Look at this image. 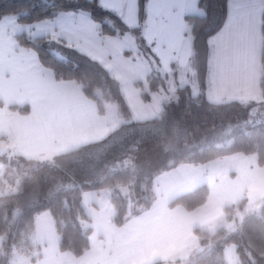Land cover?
Wrapping results in <instances>:
<instances>
[{"label":"trees","instance_id":"trees-1","mask_svg":"<svg viewBox=\"0 0 264 264\" xmlns=\"http://www.w3.org/2000/svg\"><path fill=\"white\" fill-rule=\"evenodd\" d=\"M34 2L0 0V13L32 6ZM208 2L212 9L211 24H196L202 88L206 78L205 37L210 27L213 30L218 28L226 17L225 0ZM79 4L83 5L84 0H79ZM17 42L34 50L41 64L53 71L57 80L74 81L80 85L84 94L94 100L100 113L106 104L114 103L122 118H130L131 111L120 82L98 61L81 54V51L50 44L44 39L33 43L26 36H20ZM261 63L264 70L262 47ZM159 83L161 81H150L148 90L143 93L147 99ZM261 90L264 92V74ZM179 95V102L166 103L158 119L125 123L101 142L82 146L47 161L15 156L9 167L5 160L7 171L15 168L14 175L9 176L5 172L7 185L20 178L21 190L0 196V236L3 237L0 251L9 257L31 254L34 247L29 237L34 232L36 216L41 210L50 209L59 235V249L75 257L82 256L90 248L92 233L90 226L84 227L90 221L82 201L86 191L112 190L116 211L114 221L120 226L151 207L156 199V176L180 164H204L242 153L255 155L258 164L264 167V118H250L249 109L238 101L212 103L204 95L197 104L190 101L187 91ZM13 108L23 114L29 111L28 106ZM128 158H131V163L125 165L123 161ZM25 172L28 174L24 175ZM70 176L74 177L78 187L67 194L49 198V190L57 182H68ZM125 189L128 194H123ZM208 195L209 189L204 185L178 197L172 204L193 210L205 204ZM245 206L243 201L235 208H228V217L237 211L243 212ZM200 233L201 244L207 249L192 255L187 263L177 261V264H225L223 252L229 243L236 244L240 264H264V258L259 255L260 250H264V213L245 215L241 222L236 223L235 231L222 228L212 236ZM32 260L35 261L34 258ZM0 264H3L2 259ZM154 264L166 263L158 261Z\"/></svg>","mask_w":264,"mask_h":264},{"label":"crops","instance_id":"crops-1","mask_svg":"<svg viewBox=\"0 0 264 264\" xmlns=\"http://www.w3.org/2000/svg\"><path fill=\"white\" fill-rule=\"evenodd\" d=\"M79 47L92 53L90 57H95L93 59L120 82L131 115L135 113L138 117L135 122L158 119L150 117L149 106L154 103L152 95L147 99L143 94L148 86L140 81L135 72L125 71L120 66L121 62L108 59L109 55L118 52L116 42L101 40L98 44L84 43ZM37 55L34 50L20 46L9 29L0 30V136L4 143L16 146L9 151H16V156L24 157L22 149L44 150L53 159L82 146L101 142L123 125L113 128L112 122L104 119L107 107L100 113L94 100L84 94L80 85L74 81L57 80L53 71L36 59ZM263 74L260 36L247 27H241L228 41L221 58L216 94L224 101L221 103H227L230 102L229 97L262 92ZM33 101L43 104L49 114L26 126L23 118L31 113ZM24 106L29 108L26 114L13 108ZM108 106L115 109L116 118H122L114 103ZM62 146L67 147L57 150ZM253 156L256 158L254 164L248 159ZM154 184L156 199L146 211H151L155 205H163L166 209L154 225L147 228L131 225L136 218L132 217L119 226L114 221L116 211L112 190L86 191L82 201L90 217L88 226L95 234V242L88 251L80 257L61 252L53 216L38 214L31 240L34 238V245L40 246L41 256L36 262L31 257L20 264L169 263L171 259L166 257L184 244L191 243V236L198 235L200 248L203 249L199 252H204L199 232L212 236L219 229H227L213 220L218 212L223 213L228 223L236 226L241 222L243 219L236 218V213L229 218L227 209L235 208L243 201L247 205L249 194L264 192V167L258 164L255 155L236 153L204 164H180L156 176ZM204 185L208 187L209 195L202 206L186 210L181 204H172L178 197ZM5 187L0 179V191ZM123 194H128V191ZM129 204L132 205V202ZM176 212L175 216L168 215ZM214 223L216 228L213 231Z\"/></svg>","mask_w":264,"mask_h":264},{"label":"snow or ice","instance_id":"snow-or-ice-1","mask_svg":"<svg viewBox=\"0 0 264 264\" xmlns=\"http://www.w3.org/2000/svg\"><path fill=\"white\" fill-rule=\"evenodd\" d=\"M225 8L223 23L214 30L210 27L205 37L206 78L203 88L196 48V24H211L212 9L208 0H84L83 5L79 4V0H71V3L68 0H35L32 6L0 13V30L9 29L17 40L20 36H26L33 43L37 39H44L50 44H61L89 56L92 53L83 51L79 47L81 44H98L101 40L116 42L118 52L109 55V60L115 59L121 62L120 66L125 71L135 72L145 86H150L151 80L161 81L152 93L154 103L149 106L150 117L159 118L164 112V104L179 102V93L182 91H187L190 101L197 104L204 95L212 103L224 102L215 90L221 71V58L228 41L241 27L259 34L264 50V0H225ZM36 59H39L38 55ZM228 99H236L248 108L250 118H264V92H250ZM48 114L43 104L33 101L31 113L23 119L27 126L33 120L46 118ZM104 119L111 121L113 128L129 122L116 119V111L111 106L109 115ZM132 119H138L135 113ZM15 147L12 143H4L0 136V158L7 154L9 167L17 155L16 151L9 149ZM21 151L28 160L51 159V154L44 150L25 148ZM248 159L253 164L256 161L254 156ZM123 163L130 164L131 158L125 159ZM12 173L15 174V168ZM77 187L74 177L70 176L68 182H57L49 190L48 197L67 194ZM20 190L21 179L16 178L0 191V196L15 194ZM162 211H166L163 205H155L151 211L134 218L131 225L150 227L161 219ZM258 212L264 213V192L249 194L243 212L237 211L236 215L243 219L245 215ZM177 214L168 213L169 216ZM39 215L51 217L52 212L43 209ZM213 220L222 223L229 231L236 230L235 224L228 223L223 213L218 212ZM84 227L88 225L85 223ZM215 228L214 223L211 230ZM191 241L166 259L187 261L194 251H203L197 237L191 236ZM235 251L230 249L232 264H240ZM259 255L264 258V250H260ZM0 259L3 264H15L4 251H0Z\"/></svg>","mask_w":264,"mask_h":264},{"label":"rangeland","instance_id":"rangeland-1","mask_svg":"<svg viewBox=\"0 0 264 264\" xmlns=\"http://www.w3.org/2000/svg\"><path fill=\"white\" fill-rule=\"evenodd\" d=\"M108 105H112V103H108V104H106V107H107V116L109 115V107L110 106H108ZM114 106H115V104H114ZM116 119H119V120H124V121H129L128 123H130V122H135L136 120H133L132 119V115L130 116V118H128V119H123V118H116ZM122 124H125V123H122ZM121 125V124H120ZM7 161V154L4 156V158L2 159V160H0V179H2L3 181H4V183H5V185H7V181H6V179H5V177H4V175H5V172H6V174L8 173V174H11L12 173V171L10 170V171H7L6 170V165H5V163H4V161ZM11 176V175H10ZM126 190V189H125ZM237 213V212H236ZM253 214H260V212H258V213H253ZM236 218H239L240 219V217L239 216H237L236 215ZM58 235V234H57ZM95 234H94V232L92 233V235L90 236L91 237V239H90V246H91V244L93 245L94 244V242H95V236H94ZM32 236H33V234H32ZM32 236H30L29 237V240L31 239V237ZM199 237H200V235H198ZM58 237H59V235H58ZM197 237V236H196ZM199 237H197L198 239H199ZM33 241H34V243H35V240H34V238H33ZM33 241L31 240V243H32V245H33V247H34V249L31 251V254H28V255H22V254H13L12 256H10V258L11 259H13L14 261H15V264H20V263H23L22 261H24V259H25V263H26V261H28L31 257L32 258H34L35 259V261L34 262H36L39 258H40V256H41V254H40V249L36 246V245H34V243H33ZM200 242V241H199ZM2 243H3V237L2 236H0V248H2ZM200 244V243H199ZM38 245V244H37ZM39 246V245H38ZM205 249H207V248H204V251H205ZM230 249H235L236 251H235V254L236 255H238V252H237V246H236V244L235 243H229L226 247H225V249H224V252H223V254H224V256H223V259H224V261H225V264H232V258H231V256H230ZM61 251V250H60ZM88 251V250H87ZM62 252V251H61ZM65 252H67V251H65ZM199 251H194L193 252V254L192 255H194L195 253H198ZM67 253H70V252H67ZM71 254V253H70ZM191 255V256H192ZM74 256V255H73ZM191 256L188 258V260L187 261H181V260H179V259H177V260H175V261H171L170 260V262L169 263H166V261H163L164 263H166V264H177V261H180L181 263H187L188 261H190V259H191ZM75 257V256H74ZM181 263H178V264H181Z\"/></svg>","mask_w":264,"mask_h":264}]
</instances>
